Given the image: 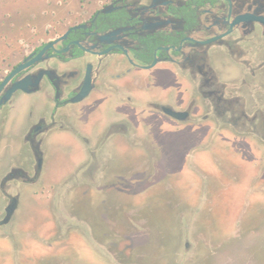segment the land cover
Returning <instances> with one entry per match:
<instances>
[{
  "label": "flooded vegetation",
  "instance_id": "af4514ba",
  "mask_svg": "<svg viewBox=\"0 0 264 264\" xmlns=\"http://www.w3.org/2000/svg\"><path fill=\"white\" fill-rule=\"evenodd\" d=\"M33 28L30 51L0 71V264H64L53 256L71 240L86 254L106 250L108 264H120L117 255L137 249L132 231L145 227L90 188L150 197L151 188H192L187 172L198 188L197 171L220 139L236 157L242 144H255L249 185L237 188H264V0L82 1L73 14ZM27 77L30 92L11 91ZM158 105L188 111L190 121ZM164 125L172 128L168 140L160 136ZM190 127L202 129L197 141H176ZM181 155L187 160L179 167ZM221 162L226 168L236 159ZM55 173L61 180L51 179ZM74 175L84 184L69 182ZM57 188H89L71 203L89 199L91 212L77 211L81 230L90 233L54 239ZM40 201L52 221L48 233L32 219ZM58 213L65 223V212ZM179 217L175 238L167 244L163 233L155 248L181 250Z\"/></svg>",
  "mask_w": 264,
  "mask_h": 264
},
{
  "label": "rangeland",
  "instance_id": "374dc122",
  "mask_svg": "<svg viewBox=\"0 0 264 264\" xmlns=\"http://www.w3.org/2000/svg\"><path fill=\"white\" fill-rule=\"evenodd\" d=\"M82 1L97 2V0H0V71L4 72L9 68L8 64L15 63L21 51H30L29 42L34 35V26L52 24L60 17H64L69 13L73 14L81 8ZM194 127L182 130L181 133L176 135V141L183 142L186 145H192L196 142L198 139L196 135L202 129ZM164 130L165 132H161L160 136L168 140L172 128L164 125ZM202 134H205V132ZM226 134L230 136L229 133ZM219 142L222 145L214 147L212 160L208 164L203 161V167L197 171L198 188H195V178L189 175V179H194L195 187L181 188L182 192L177 191L174 193L175 199H181L182 197L181 209L184 211L189 212L190 208L198 202L200 212L198 211L197 216L204 223L199 224L198 228L194 229L197 237H192L190 241L192 246H187L185 239L182 237L181 250L175 255L171 252V260L170 258L165 259V264L168 262V264H264V188H237L239 185L247 183L245 173L248 169H251L248 166H252L251 162L255 160L258 150L255 144L248 142L250 144H242V153L237 154L236 157L235 151L226 147L228 144L225 142L227 141L220 139ZM228 152L230 153L228 154ZM228 157L236 159V162H230L229 167L225 168L221 161L223 158L229 159ZM186 160L187 158H183V155H181L178 166L182 167ZM212 173L214 174V180L210 176ZM61 177L60 174L55 173L51 179L55 182L61 180ZM199 178L203 179L202 183ZM212 184L214 188L208 186ZM247 185L249 184L247 183ZM113 190L116 192V188ZM78 191L75 193L77 196H79ZM105 191V200L110 203L112 199L109 196L110 193ZM115 195L117 196L115 198L116 202H114L116 206L142 220L139 214L142 215L141 211L145 207L142 202L145 195L140 194L138 197L137 195L132 197L129 193L125 194L121 191L116 192ZM168 196V193L159 194L152 204H149L146 213L150 222L161 229L165 235H168L166 243L170 244L171 239L176 236L178 224L176 220H180V208H172L166 204L165 201ZM91 198L95 200L94 196H91ZM74 210L77 215L79 214L78 211L82 213L91 212L89 199L80 200ZM110 211L109 209L108 212ZM48 215L47 203L40 201L37 210L34 209L32 219L38 222V226L43 227L42 233L44 231L48 233L52 228V221ZM54 221L57 225L56 220ZM188 221L191 223L190 220ZM192 226V224H188L185 227L191 230ZM145 230H147L148 236V233H150L149 228ZM140 231L141 229H135L133 231L134 235L131 237L134 240L132 241L133 245L137 248L133 251L134 256L117 255L116 258L119 259L120 264H157L160 261L161 253H155L149 256L150 258H145L143 263V258L151 247L155 249L153 245L160 244V241H158L159 235L156 234L158 232H151V238L156 237V240L148 241V238L137 235ZM210 232L212 236L220 233H224V235L220 234L218 238L211 237L210 240ZM78 233L73 234L83 237L80 231ZM73 234L65 238L70 237L66 242L74 237ZM103 242L106 243L105 240ZM143 245H150L147 248L148 252H139ZM90 250V253L86 254L80 241L71 240L66 244L65 250L60 255L56 254L53 258L55 261H61L64 264L109 263L108 257L110 255L106 250L104 251L106 256L92 248ZM158 251L161 252L160 248ZM160 264L162 263L160 262Z\"/></svg>",
  "mask_w": 264,
  "mask_h": 264
},
{
  "label": "water",
  "instance_id": "95a60500",
  "mask_svg": "<svg viewBox=\"0 0 264 264\" xmlns=\"http://www.w3.org/2000/svg\"><path fill=\"white\" fill-rule=\"evenodd\" d=\"M25 66L24 65H21L20 67H18L14 73H18L19 71H21L22 69H24ZM32 84V80L30 77H27L26 79H24L23 81L15 84L12 88V92H30V90H28V87L31 86ZM12 92H10L8 94L7 97H10ZM82 98V97H81ZM158 108H160L162 111H164L166 114H168L170 117L178 120V121H181V122H188L190 121V113L188 111H175L173 109H170L168 107H160L159 105L156 106ZM184 156V155H183ZM180 158V157H179ZM178 158V159H179ZM184 158V157H183ZM187 158V157H186ZM176 159V160H178ZM189 162V159L188 161ZM41 160L39 161V168L41 167ZM133 164L134 165H142L143 166V163L141 162H138V161H133ZM160 166V164H159ZM190 172H187V175L186 173L183 175L185 177H188L189 175H192L191 173L188 174ZM156 176L157 177H160L159 173H156ZM169 179V176L166 177V181ZM77 182H76V181ZM69 182H74L75 186H79V185H82L84 184V177H82L81 175H74L73 177H71V179L69 180ZM174 182H175V177H174ZM170 183V182H169ZM182 184H184V182H182ZM84 189H89V188H57L56 191H55V197H54V201H53V208H52V211H54V217H55V220H56V224H57V228H58V232H57V235L54 236L56 239V241H59V240H62L64 238H66L67 236H69L71 233H78L79 231L82 233V234H88L90 233L89 230H87L86 232L85 231H82L81 230V226H82V222H81V218L75 214V210L73 208V205L71 203V197L74 198V200L77 198L76 197V192L77 190H84ZM98 193H101L103 194L104 191L107 189V188H90ZM152 189V192H151V195L150 197H145V193H136L134 195L131 194V192L129 191H125V190H121V192H125L126 193H129L132 197H135L137 195V197L140 195V194H143L144 198L145 199H142L143 203L145 204V207L143 208V210L141 211V214H139V216L142 217V220L141 218L139 219V222H140V226H144L145 228L141 229L140 233L137 235H141L143 237H146V238H149V241H155L156 240V237H152L150 236V233L154 231V233L158 234V241H160V244L158 245H162L163 244V240H164V237H163V231L161 229H159L158 227H156L154 224H152L150 222V219L148 218L147 216V213H146V209L148 208L149 204H152L153 200L161 193H168L169 196L167 197L165 203L168 204L169 206H171L172 208L173 207H176V208H180V215H182V222H181V229H180V232L182 233V237L183 239H185L186 241V245L190 247L192 246L191 245V239L192 237H197V233L194 232V229H197L198 225L199 224H203L204 222H202L201 218L199 216H197L198 211H199V205H198V202H196V205H193L191 208H190V211L188 212L187 210H183L181 209L182 208V197L181 199H175L174 197V193L177 192V191H181V188H163L165 191H161V188H151ZM112 189L109 188L108 190H106L105 192H110ZM160 190V191H159ZM114 193L118 192L117 189H116V192L114 190H112ZM120 192V191H119ZM182 192V191H181ZM58 195L60 196V198L58 197ZM208 197V196H207ZM114 202H116L115 198L114 199H111ZM146 201V202H145ZM59 203V204H58ZM111 205H112V202H110ZM109 203V204H110ZM108 207V205H107ZM58 211H64L65 214L67 215L66 216V219L67 221L64 223L62 218L60 216V214L58 213ZM200 212V211H199ZM60 217V218H59ZM194 217V218H192ZM79 218V219H78ZM190 220L191 223L188 221ZM200 221V222H199ZM208 221H209V218H208ZM176 222L178 223L179 220H176ZM207 223V222H205ZM188 224H192L193 226L191 227V230L187 229V227H185L186 225ZM190 226V225H189ZM150 228V233H148L149 235L147 236V228ZM41 228V227H39ZM177 228H178V224H177ZM200 229V227H199ZM202 229V228H201ZM135 230V229H134ZM133 230V231H134ZM132 231V232H133ZM192 231V232H191ZM203 231V230H202ZM136 234V233H135ZM220 234H224V233H220ZM220 234H217L216 236H212V233L210 232V237H217L220 235ZM210 239V238H209ZM159 248H151L149 251V253H152L150 256L154 255L155 253L157 254H160V261L157 263V264H160V262L162 264H165V259L168 260L170 258L171 260V255L168 251L167 248L163 247V248H160V251H158ZM152 251V252H151ZM163 251H166V252H163ZM168 251V252H167ZM165 257V258H164ZM169 263V262H168ZM167 263V264H168Z\"/></svg>",
  "mask_w": 264,
  "mask_h": 264
},
{
  "label": "crops",
  "instance_id": "0c3cea01",
  "mask_svg": "<svg viewBox=\"0 0 264 264\" xmlns=\"http://www.w3.org/2000/svg\"><path fill=\"white\" fill-rule=\"evenodd\" d=\"M222 235H224V234H222ZM210 240H211V237H210Z\"/></svg>",
  "mask_w": 264,
  "mask_h": 264
}]
</instances>
